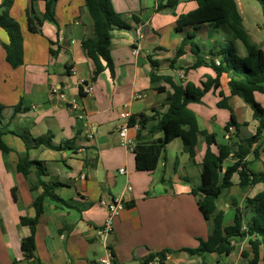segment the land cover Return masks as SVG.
I'll use <instances>...</instances> for the list:
<instances>
[{
    "label": "crops",
    "instance_id": "0c3cea01",
    "mask_svg": "<svg viewBox=\"0 0 264 264\" xmlns=\"http://www.w3.org/2000/svg\"><path fill=\"white\" fill-rule=\"evenodd\" d=\"M111 1L128 28L113 33L110 56L114 75L106 69L96 81H92L95 63L82 47L83 41L95 36L85 0H59L56 23L43 22L37 33L30 31L27 20L31 0H15L11 16L19 23L24 38V65L18 69L6 61L9 38L0 28V105L4 107V142L11 149L0 151V264H24L21 244L31 231L23 222L35 217L33 205L43 192L30 190L35 169L29 178L18 171L20 157L27 152L23 137L31 140L48 135L62 149L42 146L32 149L29 157L44 165L46 182L62 185L55 188V194L65 204L45 200L32 264H97L108 250L119 264H144L150 255H155L160 264V253H166L165 264H253L248 237L235 239L229 255L199 257L184 252L198 248L199 240H207L212 233V222L204 219L199 197L193 194L201 186L207 150L204 136H198L194 160L176 139L166 147L152 173L136 170L135 156L119 136L127 123L120 118L122 113L131 117L153 115L154 110L165 114L172 84L199 87L207 78H215L214 71L206 66L186 73L197 62L190 46L185 47L184 55L176 57L183 40L193 33L191 28L178 32L177 21L195 11L198 0H178L173 10L161 9L168 0ZM235 1L252 44L264 51L261 5L256 0ZM34 9L42 17L46 3L37 2ZM138 27L144 30L141 40L135 35ZM194 42L208 64L215 62L218 66L220 58L214 55L231 45L238 57L248 55L246 46L227 26L203 25L195 33ZM151 61L159 64L156 71ZM73 69L75 74L71 73ZM229 82L230 77L223 75L217 89L210 91L202 103L189 105L200 131L216 135L212 147L215 153L217 145L225 144L230 137L224 129L232 116L243 126L244 136L255 135L259 126L251 107L232 96ZM84 86L92 92L86 94ZM254 98L264 106V93L256 92ZM136 126L127 135L135 147L141 143ZM156 126V122L151 123L141 132L142 142L163 137ZM247 161L253 171L264 173V134ZM232 163L229 159L224 167ZM263 191L264 183L242 189L235 175L232 187L225 189L217 201L218 209L225 213V226L233 224L235 205L244 208L247 199ZM101 199L134 203L114 219L106 242L98 237L109 218L100 206ZM258 264H264L263 248Z\"/></svg>",
    "mask_w": 264,
    "mask_h": 264
},
{
    "label": "trees",
    "instance_id": "16d2710c",
    "mask_svg": "<svg viewBox=\"0 0 264 264\" xmlns=\"http://www.w3.org/2000/svg\"><path fill=\"white\" fill-rule=\"evenodd\" d=\"M40 1L46 3V11L42 17H39L34 9L35 3ZM58 1L31 0V5L26 12L31 32L37 33L45 21L56 23L55 8ZM256 1L261 5L264 16V0ZM14 2L15 0H2L0 28L6 32L9 38V43L5 45L6 61L13 69H18L24 65V38L19 23L11 16ZM85 5L94 22L95 36L83 41L82 47L86 55L95 63L96 68L92 81H96L106 69H109L114 75V63L110 56L113 33L128 27L114 10L111 0H85ZM177 5L178 0H168L161 9L173 10ZM206 24L229 27L237 39L246 46L247 57H238L231 45L222 48L214 55L220 58L218 66L215 62L206 63L200 55V47L194 42L195 33ZM188 28H191L193 33L188 34L183 40L176 57L179 58L184 55L185 47L190 46L192 54L197 57V62L186 70V73L206 66L211 68L216 76L215 78H207L199 87L192 83H186L184 86L172 84L173 92L168 95L167 105L169 109L165 114H159L154 110L153 115L141 114L131 117L129 129L136 125L140 128L138 138L141 143L135 147L133 152L136 170L144 173L154 172L166 147L176 139L182 141L185 152L194 160L198 136H204L207 150L202 162L201 186L194 190L193 194L199 197L198 206L204 219L212 222V233L207 240H199L198 248L185 249L184 252L199 257H205L208 254L229 255L234 251L233 241L235 239L248 237L254 255L252 263L258 264L260 251L262 248L264 249V191L252 199H247L244 208L235 205L234 221L231 226H225V213L218 209L217 201L225 189L232 187V178L235 175L239 176V186L242 189L264 183V173L253 171L250 168L251 163L247 161L254 146L260 142L264 134V106L258 104L254 98V93H264V51L252 44L235 0H198L197 9L181 16L177 21L176 30L178 32ZM151 64L153 70L156 71L159 64L153 61ZM223 75L230 77L229 87L232 96L241 98L251 107L254 120L258 122L259 126L255 135L244 136L241 134L243 126L239 125L236 118L232 116L224 129L230 137L225 144L217 145V152L215 153L212 147L216 145V135L200 131L197 117L189 109V105L202 103L210 91L217 89ZM156 80L157 77L152 74V81L156 82ZM166 81L171 84L169 79ZM162 91L163 89H159V92ZM19 110V108H15L16 112ZM3 111L4 107L0 105V151L9 152L11 149L4 142ZM155 122L157 123L156 130L160 131L163 137L151 142H142L141 132L149 124ZM230 127L235 129L233 134L229 132ZM23 139L26 143L27 152L20 157L18 171L29 178L32 169H35V178L31 183L30 190L32 192L38 189L43 190L33 205L36 212L35 217L23 222L30 228L31 233L21 244L24 256L22 263L32 264L34 263L36 228L38 220L43 214L45 200L50 199L61 203L64 201L55 194V188L62 185L46 182L44 180L46 177L44 165L41 162L30 160L29 152L42 146L53 150H61L62 148L54 145L52 135L31 140L24 136ZM229 159H232L233 163L224 167ZM132 206L134 203L125 205V207ZM157 256L162 260L160 264H165L166 253H160ZM243 256L246 258L247 254ZM155 258V255H150L145 262Z\"/></svg>",
    "mask_w": 264,
    "mask_h": 264
},
{
    "label": "built area",
    "instance_id": "2783aa9c",
    "mask_svg": "<svg viewBox=\"0 0 264 264\" xmlns=\"http://www.w3.org/2000/svg\"><path fill=\"white\" fill-rule=\"evenodd\" d=\"M135 35L138 40L143 39L144 30L138 27L135 31ZM219 63L220 62H218V65ZM71 73L75 74L74 69L71 70ZM84 91L86 94H90L92 92V88L88 86H84ZM56 92L57 91L54 90V93ZM61 97L65 98L64 95H61ZM71 105L73 108H77V105L75 103H72ZM120 118L127 122L119 132L122 145L127 149H129L131 152H134L135 146L133 142L127 138L129 131V120L131 119V115L129 113L124 112L120 115ZM136 127L139 128L138 126ZM229 132L230 134L234 133L235 132L234 127H230ZM120 173L123 174L124 170H121ZM127 189L129 192L132 190L130 186H128ZM125 205L126 202L123 199H113L111 201H107L106 199H101L100 206L103 207L108 212L109 215L106 226L104 227V229L98 232V237L102 242H106L108 236L112 233L114 219L120 214V212H122L125 209ZM97 264H119V263L116 261V257L114 256L112 251L108 250L106 255L98 260ZM144 264H159V260L158 258H155L153 260L145 262Z\"/></svg>",
    "mask_w": 264,
    "mask_h": 264
},
{
    "label": "water",
    "instance_id": "95a60500",
    "mask_svg": "<svg viewBox=\"0 0 264 264\" xmlns=\"http://www.w3.org/2000/svg\"><path fill=\"white\" fill-rule=\"evenodd\" d=\"M147 254H145V255H143V256H141L140 258H143V257H145Z\"/></svg>",
    "mask_w": 264,
    "mask_h": 264
},
{
    "label": "rangeland",
    "instance_id": "374dc122",
    "mask_svg": "<svg viewBox=\"0 0 264 264\" xmlns=\"http://www.w3.org/2000/svg\"><path fill=\"white\" fill-rule=\"evenodd\" d=\"M222 136H223V134H222Z\"/></svg>",
    "mask_w": 264,
    "mask_h": 264
}]
</instances>
